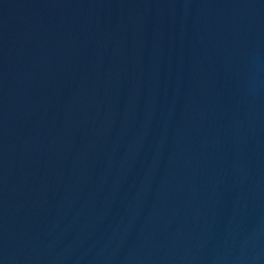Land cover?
I'll use <instances>...</instances> for the list:
<instances>
[{
    "label": "water",
    "instance_id": "1",
    "mask_svg": "<svg viewBox=\"0 0 264 264\" xmlns=\"http://www.w3.org/2000/svg\"><path fill=\"white\" fill-rule=\"evenodd\" d=\"M0 264H264V0H0Z\"/></svg>",
    "mask_w": 264,
    "mask_h": 264
}]
</instances>
